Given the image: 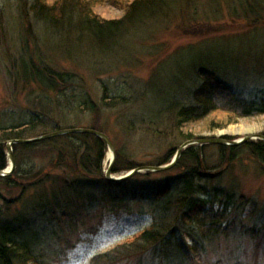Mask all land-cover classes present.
Masks as SVG:
<instances>
[{"label":"rangeland","instance_id":"rangeland-1","mask_svg":"<svg viewBox=\"0 0 264 264\" xmlns=\"http://www.w3.org/2000/svg\"><path fill=\"white\" fill-rule=\"evenodd\" d=\"M46 1L49 5L57 2ZM132 1L92 0L100 18L110 20L123 18ZM165 2V9L162 6L157 14L133 16L125 32L101 43L88 35L58 34L40 23L28 9L20 7L18 0H0V127L19 116L29 103L37 101L39 92L35 87L24 85L21 78L15 81L8 71L9 67L19 66L21 56L25 57L30 50L59 70L77 75V92L89 95L99 111L68 113L66 122L75 128L95 125L104 129L115 144L116 161L118 154L122 155L125 161L120 162L122 165L131 160L141 164L140 168L157 166L166 155L176 154L185 143L187 133L200 137L199 140L237 141L246 135L264 136V114L240 118L225 126L220 122L211 124L214 130L208 129L206 124L211 117L191 124L185 132L174 130L171 122L178 108L193 102V94L202 83L199 76L202 67L232 86L246 100L264 97V0H251L250 11L242 5V0ZM186 26L214 30L203 35L187 34ZM105 87L109 88V94L125 96L127 103L109 107ZM222 116L220 112L215 117ZM151 122L158 123V133L148 129ZM241 126L249 132L232 133ZM258 140L256 137L253 141ZM46 148L40 147L26 157L32 158L26 163L28 167L36 166L38 170L47 167L51 155ZM109 152L110 149L103 161L105 177L111 167ZM6 153L5 170L11 166L8 143ZM238 155L233 161L226 156L223 158L221 150L214 145L206 147L200 156L203 162L206 159L211 170L201 181L206 192L201 198L216 211L227 208L222 224L231 230L229 235L221 234L203 241L206 253L201 262H188L177 249L169 247L168 256L149 251L116 264H264V237L253 238L247 233L264 230V163L247 148ZM130 171L115 174L112 171V175L121 178ZM60 172L54 170L51 174L59 176ZM183 175L179 167L161 172L142 169L132 176L123 191L138 192L144 199L129 198L116 203L102 194L110 188L108 179L92 176L80 181L85 189L89 187L91 192H97L94 202L84 203L75 214L77 223L65 230L62 237L55 235L44 242L48 254L45 259L52 264H92L97 256L131 247L155 220V200L148 197L149 194L166 184L176 187ZM122 181L125 180L118 182ZM34 198L31 196L27 202ZM24 201L12 204L10 212L25 210Z\"/></svg>","mask_w":264,"mask_h":264},{"label":"trees","instance_id":"trees-1","mask_svg":"<svg viewBox=\"0 0 264 264\" xmlns=\"http://www.w3.org/2000/svg\"><path fill=\"white\" fill-rule=\"evenodd\" d=\"M18 1L20 7L28 9L40 23L56 33L65 32L70 37L88 35L101 43L125 32V26L133 21V16L137 18L141 13L148 12L154 15L160 7L165 9L167 6L165 0H133L123 18L110 20L100 18L92 0H57L54 5H49L46 0ZM252 2L242 0L241 3L250 11ZM205 28L207 27L186 26L184 31L187 34L203 35L214 30L203 31ZM35 56V53L29 50L25 57L21 56L19 66L8 69L12 79H24V85H33L39 93L36 102L29 103V107L21 110L19 116L0 127V170L7 167L6 146L10 141L31 139L75 128L66 122L65 114L99 111L89 95L83 91L77 92L79 83L75 73L61 71L48 60L37 56L35 59ZM199 76L202 83L193 94V102L178 108L171 119L174 130L185 132L191 124L207 117H211L206 122L207 128L214 130L211 124L220 122L225 126L236 123L240 118L264 114V97L261 100H246L238 95L232 86L204 67L200 68ZM105 89L109 107L115 108L127 103L125 96L109 94V88ZM220 112L223 116L215 117ZM157 126V122H151L148 129L158 133L160 127ZM129 127H132L131 124ZM86 128L105 132L95 125ZM199 138L187 133L184 140L187 142ZM214 145L221 150L223 158L229 157L231 161L239 156L240 150L247 148L254 157L264 163L262 139L239 146L194 144L187 147L174 167L184 171L180 184L174 188L170 184L163 185L148 196L155 200V220L152 225L139 234L131 243V247L124 246V250L115 249L97 256L92 264H100L102 261L107 264L121 263L118 261L131 259L133 256L137 258L149 251L155 255L168 256L169 247L177 249L188 262H201L206 253L204 240L221 234L229 235L231 230L222 224L226 220L227 208L216 211L214 206L208 207L209 202L201 198L205 192L201 181L210 175L211 170L206 159L203 162L200 156H203L206 147ZM40 147H48L46 152L51 155L49 164L39 170L36 166L28 167V159L32 158L26 157ZM107 150L105 140L89 133H68L49 139L14 144L16 168L11 174L0 176V264H52L45 259L48 254L43 244L55 235L62 237L65 230L77 223L75 214L84 207V203L87 200L94 202L97 192H91L89 187L85 189L86 186L80 181L92 176L108 179L103 172ZM121 156L118 154L113 166L114 174L140 168L141 164L131 160L122 165L120 162L125 161ZM173 156V152L166 155L157 166L169 163ZM54 170H61L59 176L51 174ZM130 179L122 182L108 179L110 188L102 194L113 203L129 198L134 201L138 198L144 199L145 196L138 192L123 191ZM31 196L37 199L34 198V201L28 203ZM23 200L27 204L25 210L11 213V205ZM226 203L225 205H228ZM247 233L253 238L264 237V230H250ZM133 253L135 255H132Z\"/></svg>","mask_w":264,"mask_h":264},{"label":"water","instance_id":"water-1","mask_svg":"<svg viewBox=\"0 0 264 264\" xmlns=\"http://www.w3.org/2000/svg\"><path fill=\"white\" fill-rule=\"evenodd\" d=\"M68 133H89V134L96 135V136L102 138L103 140H105L110 151L113 152V158L111 159V167L108 169L106 176L108 179H110L114 182L130 179V178H132L133 175L140 172L142 169L146 170V171H151V172H161V171H167L169 169H172L177 165L184 149H186L188 146L193 145V144H197V143L210 144V143H213V144H219V145L239 146V145H243V144H245L251 140H255L256 137H258L259 139H264V136H262V135L261 136L260 135H246L237 141L236 140L228 141V140L223 139V138H211V139H202V140H198V141H196V140L188 141V142H186L180 146V148L177 150V153L175 154V156L173 157V159L170 163H168L166 165H162V166H145V167L137 168V169L130 171L128 174H126L125 176H123L121 178H115L112 175V167L116 161V148H115V144L113 143L111 138L107 134H105L104 132H101V131H98L95 129L72 128V129H66V130H61V131H57V132H52V133H49V134H46L43 136H39V137L30 139V140H16V141L9 142L8 143V149H9V156L11 159V167L8 168L7 170H0V176H7V175L11 174L16 167V160H15V156L13 154V144L14 143H25V142L39 141V140L49 139L52 137H56V136H60V135L68 134Z\"/></svg>","mask_w":264,"mask_h":264},{"label":"bare ground","instance_id":"bare-ground-1","mask_svg":"<svg viewBox=\"0 0 264 264\" xmlns=\"http://www.w3.org/2000/svg\"><path fill=\"white\" fill-rule=\"evenodd\" d=\"M234 132H249L248 130H245V128L244 127H236L234 130H233V132L232 133H234ZM113 158V152L112 151H110L109 153H108V159H112Z\"/></svg>","mask_w":264,"mask_h":264}]
</instances>
